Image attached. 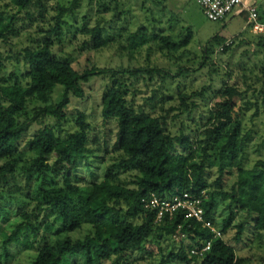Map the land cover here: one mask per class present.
Instances as JSON below:
<instances>
[{
  "label": "trees",
  "instance_id": "trees-1",
  "mask_svg": "<svg viewBox=\"0 0 264 264\" xmlns=\"http://www.w3.org/2000/svg\"><path fill=\"white\" fill-rule=\"evenodd\" d=\"M95 7L96 22L83 24L79 29L82 43L79 52H99L117 46L121 57L128 58L136 67L127 69H100L95 66L75 70L70 55H56L64 35L65 15H73L83 2ZM147 1V0H146ZM68 2L67 5H65ZM0 0V45L14 48L12 40L18 38L24 25L37 23L36 37H29L30 47L14 56L0 53V185L6 193H18L10 186V179L19 168L18 146L29 125L52 118L57 127L65 121V111L70 97L83 99L82 85L93 77H104L106 86L101 96V117L104 123L113 121L117 126L116 153L119 160L107 167L104 178L91 185L83 195L72 172L79 161L91 153L88 148L90 123L85 113L77 112L75 130L64 138L58 137L48 126H43L27 141L26 147L33 155L29 164L20 170L26 175L25 188L40 179L36 194L43 198L44 208L53 217L52 223H39L22 212L19 220L9 223V214L0 208V237L3 247L15 245L25 251L32 250L43 230L55 232L54 245L46 242L36 248L31 264H106L112 260H127L133 251H141L155 237H187L188 246L171 249L158 264L178 261L184 264H245L237 259L234 248L223 240L227 231L234 229V242L239 243L246 231V220L251 219L254 229L264 231V160L257 161L247 170L241 164L245 152L246 136H242L243 119L253 103L248 93L257 92L264 101V67L241 69L224 73L225 81L215 91L212 80L198 90L176 87V97H167L165 86L176 77L186 78L189 69L171 65L172 59L184 51L192 40L189 28L173 37L148 31L141 26L132 32L123 28L106 29L104 15L115 12L111 21L120 19L118 0ZM52 13V14H51ZM123 13V12H122ZM172 24L178 23L172 17ZM83 20L86 21V18ZM224 45L213 38L201 50L200 68L214 67L211 57L216 48ZM233 46V45H232ZM226 47L221 53H227ZM162 58L155 61L154 57ZM22 61L25 71L1 75L3 62ZM211 64H207V62ZM217 74L214 71L210 74ZM158 81V88L144 99L142 107L136 104L137 85ZM56 86L63 88L57 104H49ZM251 89H253L251 91ZM166 97V98H165ZM197 101H209L205 122L188 120L197 110ZM173 106H166L170 102ZM32 103L40 104L32 117H26ZM155 112H158L154 115ZM173 112L169 120V114ZM252 113L257 114V106ZM184 116L185 119H179ZM176 126L178 129H176ZM48 157L55 159L49 165ZM2 162V163H1ZM215 169L217 178L208 183L209 171ZM61 175V184H46L48 173ZM124 174L127 176L123 177ZM233 184L227 188L228 178ZM188 193L201 201L204 219L214 225L217 201L228 202L229 211L218 229L216 238L201 223L185 220L181 213L162 224H155V213L145 209L142 199L155 195L161 199ZM41 208V207H40ZM245 214L237 223V214ZM237 223V224H236ZM179 227V228H178ZM87 228L81 239H71L69 234ZM262 235L259 233L257 238ZM44 239L42 238V241ZM172 243V244H173ZM206 243L210 249L202 258L191 255ZM6 258V253L0 254ZM116 264V262H112Z\"/></svg>",
  "mask_w": 264,
  "mask_h": 264
},
{
  "label": "rangeland",
  "instance_id": "rangeland-1",
  "mask_svg": "<svg viewBox=\"0 0 264 264\" xmlns=\"http://www.w3.org/2000/svg\"><path fill=\"white\" fill-rule=\"evenodd\" d=\"M120 3L119 13L120 19L112 22L111 17L115 12L104 15L107 22L106 29L112 31L126 28L129 31H136L139 27L144 26L148 31L153 30L154 33L162 35H171L176 37L184 28H189L192 32V40L189 46L182 52H179L172 59V70L176 71L177 66L189 69V76L186 78H175L172 82L168 81L164 90L167 97H176V87L184 85L186 89L198 90L206 86L212 80L211 89L215 91L225 81L223 76L227 71H233L234 74L241 73V69H248L256 67L260 69L264 67V33L255 35L247 27V15L242 10H235L223 22L208 21L201 9L192 0H118ZM253 2V0H250ZM67 2V0H65ZM68 2L65 4L67 5ZM87 2H83L79 9L73 15H65L64 35L60 47H54L53 51L56 55L63 54L70 55L73 59V68L81 71L87 67L95 66L100 69H127L129 67H136V63H130L128 58L121 57L117 52V46H110L109 48L99 52H79L82 43L79 29L83 24L88 23L93 26L96 22L97 15H95V7L92 4L90 8ZM96 6V5H95ZM255 6L259 15V22L264 25V0H256ZM123 12V13H122ZM52 14V13H51ZM172 17H176L178 23L172 24ZM86 18V21L83 20ZM21 34L18 38L12 40L14 48H9L0 45V53L14 56L17 52L25 47H30L31 43L29 37H36V22L31 26L23 24ZM213 38H217L221 43L233 39L234 44L227 53L216 52L211 57L212 63L217 74H210L214 71V67L206 66L200 68L196 72L198 64L201 63V50ZM218 47L216 48V50ZM155 61H162L160 57H154ZM159 64L164 65L162 61ZM207 64H211L209 61ZM4 68L1 75H7L12 72L23 73L25 71L22 61L12 60L10 62H3ZM106 86V79L102 76L93 77L88 83L82 85L84 92L83 99H76L70 97V104L65 111V121L59 127L53 122L54 119L49 118L34 123L28 126L26 132L22 135L19 142V168L15 170L14 177L10 179V186L5 188V191H12L15 186L20 188L18 193H6L0 185V208H3L9 214V223L19 220L18 214L25 212L30 216L31 220H37L41 223H52L53 217L50 212L43 210V198L36 194L39 189L40 179L34 177V181L29 188H25V173L20 170L24 163L29 164L33 155L28 152L26 144L34 134L37 133L43 126L51 128L58 137L64 138L67 134L72 133L74 128V120L77 112L85 113L88 116L90 123V131L88 132V148L91 151L89 155L82 161H79L74 168L72 174L77 180H72L74 184L81 187L83 195H87L91 185L101 182L105 176L107 167L119 160V154L116 153V133L117 126L115 122L110 121L104 123L101 117V96ZM158 88V81L149 84L145 87L143 83L137 85L139 93L136 96V104H144V99L151 95L153 90ZM255 96L248 93L247 98L257 106V114L252 113L253 106L250 112H246V117L243 119L242 136H246L245 152L242 156L241 164L243 168L250 170L254 164L259 160H264V101L263 98L257 94L260 90V84L255 85ZM253 89H251L252 91ZM63 88L56 86L51 101L49 104H57ZM166 98V97H165ZM197 110L191 115L188 120L196 121L197 123L205 122L207 118V111L209 109V101H197ZM38 103H32L28 106L26 117H32L35 109L39 106ZM173 106L174 102L168 103L164 106L166 110L169 106ZM158 112H155L156 115ZM169 114V120L173 115ZM179 119H185L180 116ZM176 129L178 127L176 126ZM55 159L48 157V163L54 166ZM2 163V162H1ZM127 176L124 174L123 177ZM217 178L215 169L209 171L208 183H212ZM234 178L230 177L227 180V188L233 184ZM61 184V175L54 177L52 172L48 173L46 184ZM228 202L217 201V207L214 214V225L216 228H221V222L227 217L229 211L227 209ZM41 207V208H40ZM237 223L244 221L245 214H237ZM236 223V224H237ZM254 223L251 219L246 220V231L241 237L239 243H235L233 238L235 230L231 229L222 237L223 240L232 246L235 251L237 259L246 260L245 264H264V231L258 232L254 228ZM88 233L87 228L81 231H76L69 234L71 239H81ZM261 234L260 239L257 238ZM42 238L44 239L42 241ZM57 240L55 232L46 233L41 230L37 242L32 250L25 251L15 245H7L3 247L0 237V254L3 251L6 253V258L2 256V264H31L36 257V248L42 246L43 242L54 245ZM174 243L170 238L164 236H157L151 240V243L144 246L141 251H133L129 254V258L123 260H112L116 264H158L162 258L167 257V253L174 248L180 246H188L190 241L187 237L176 236L173 238ZM173 243V244H172ZM173 246V247H172ZM107 262L106 264H112ZM171 264H184L178 261H173ZM195 264V263H190Z\"/></svg>",
  "mask_w": 264,
  "mask_h": 264
},
{
  "label": "built area",
  "instance_id": "built-area-1",
  "mask_svg": "<svg viewBox=\"0 0 264 264\" xmlns=\"http://www.w3.org/2000/svg\"><path fill=\"white\" fill-rule=\"evenodd\" d=\"M200 9L205 18L210 22H223L235 10H242L247 15V27L255 35L264 33V25L259 22V15L255 6V1L250 0H192ZM234 44L233 39L224 42V45L217 49L221 53L224 48ZM145 209L155 213V224L160 225L167 218L171 220L181 213L185 220H193L201 223L216 238L221 234L211 222L204 219V211L201 208V201L195 196L183 193L170 198L161 199L155 195H150L148 199H142ZM179 228V227H178ZM210 243H206L201 250H192L191 255L202 258L209 251Z\"/></svg>",
  "mask_w": 264,
  "mask_h": 264
}]
</instances>
